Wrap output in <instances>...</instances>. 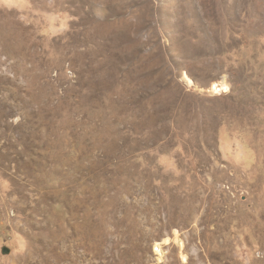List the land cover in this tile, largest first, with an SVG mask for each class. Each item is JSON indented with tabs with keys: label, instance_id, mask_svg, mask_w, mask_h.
Instances as JSON below:
<instances>
[{
	"label": "rangeland",
	"instance_id": "obj_1",
	"mask_svg": "<svg viewBox=\"0 0 264 264\" xmlns=\"http://www.w3.org/2000/svg\"><path fill=\"white\" fill-rule=\"evenodd\" d=\"M0 264H264V0H0Z\"/></svg>",
	"mask_w": 264,
	"mask_h": 264
},
{
	"label": "water",
	"instance_id": "obj_2",
	"mask_svg": "<svg viewBox=\"0 0 264 264\" xmlns=\"http://www.w3.org/2000/svg\"><path fill=\"white\" fill-rule=\"evenodd\" d=\"M4 251H5V252H9L10 250H9V248L5 247V248H4Z\"/></svg>",
	"mask_w": 264,
	"mask_h": 264
},
{
	"label": "bare ground",
	"instance_id": "obj_3",
	"mask_svg": "<svg viewBox=\"0 0 264 264\" xmlns=\"http://www.w3.org/2000/svg\"><path fill=\"white\" fill-rule=\"evenodd\" d=\"M226 88H228V87H226Z\"/></svg>",
	"mask_w": 264,
	"mask_h": 264
}]
</instances>
